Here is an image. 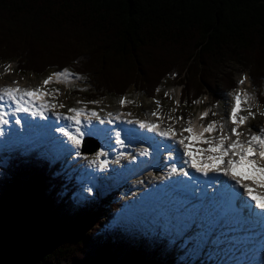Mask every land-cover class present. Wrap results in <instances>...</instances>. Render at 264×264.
I'll return each instance as SVG.
<instances>
[{
  "label": "trees",
  "instance_id": "1",
  "mask_svg": "<svg viewBox=\"0 0 264 264\" xmlns=\"http://www.w3.org/2000/svg\"><path fill=\"white\" fill-rule=\"evenodd\" d=\"M0 62L35 75L69 69L93 98L123 97L133 87L153 99L170 80L189 106L206 89L236 90L233 65L258 93L264 0H0ZM28 166L27 179L4 169L0 264H156L152 240L134 235L129 245L108 227V210L118 207L112 198L78 205L67 183ZM126 247L133 256L122 261L117 253Z\"/></svg>",
  "mask_w": 264,
  "mask_h": 264
},
{
  "label": "rangeland",
  "instance_id": "2",
  "mask_svg": "<svg viewBox=\"0 0 264 264\" xmlns=\"http://www.w3.org/2000/svg\"><path fill=\"white\" fill-rule=\"evenodd\" d=\"M65 70L71 73L69 69ZM65 70L58 73H62ZM227 71L233 73V80L238 86L236 87V90L229 89L224 92L219 90L220 95H218L206 89L205 94L198 96L199 98L190 106L185 105L179 98L181 87L172 84L170 80L162 82L155 98L153 99L144 97L140 91L134 89L133 87H130L125 92V96L122 99H120V97L111 96L93 98V96L97 95L91 91V87L84 78L75 77L72 73L67 77L60 76L59 80L56 75L58 73L49 72L44 75L20 73L17 70L16 62H0V89L6 87H20L21 89L35 90L39 88L47 93L44 97V102L56 106L54 108L44 110L45 113H48L49 110H51L50 113H52L53 116L60 113L62 116L66 117L73 115L69 109L75 108L83 110L84 115L81 117L93 120V123L96 124L97 127L100 126L107 128L106 123L114 119L121 124L119 126L127 123L129 127L131 126L135 129V131L140 132L138 130L141 127L137 121L148 124H155L156 122L157 125H159L158 131L149 132H151V135H155V137L160 141L162 140V136L159 135V131L167 130L169 127L173 128V130L178 134L177 136H180V133L183 135L186 133L183 132V129L189 126V122H191V126H193L196 120H201L204 127H207L209 124L215 122L216 130L213 135L209 136V139L218 141L222 136L229 137V139L225 141V147H227L229 143L237 139V137L231 133V129L237 127L231 123V108L234 106V95L237 93L241 94L242 98L244 93H247L248 96L252 98L248 103L242 104V108L245 109V111L241 112L240 115H248L247 109L249 108L256 113L254 119L250 117L243 125L239 126L244 127L238 131L242 134L239 137L241 142H247L251 135L258 134L261 129H264V106H261L259 103L260 98L264 101V80L261 85L260 92L257 93V90L252 87L247 71H242L240 67L233 65L230 66ZM49 77H51V83L44 85L43 81ZM241 80H244L243 84L240 83ZM214 96H219V99L216 100L217 103H215L213 99ZM121 100H124L125 103L121 104ZM157 101L159 102V109L157 107ZM60 105H63V107H60ZM39 106L40 103L38 104V108H40ZM160 110L165 113V121H162L163 117H160L159 121L156 119L158 117H153V113H158ZM93 111L98 114L100 119L91 117L90 114ZM29 112L30 111L26 112L25 116L27 115L28 117V115L31 114V112ZM203 112L207 113L205 118H202L200 115ZM100 120H103L104 123H101ZM129 121H131V123ZM144 130L148 129L146 128ZM141 134L145 133L141 132ZM51 136L54 139L55 135L53 136L51 134ZM111 136L112 135L110 133L107 134L108 138H112ZM88 139L96 142L99 145V150L94 154H86L87 158L85 159L87 161L82 162L81 160L85 159L81 158V154L78 153L79 150L76 149V146L68 141H66L69 145L67 149V152L69 153L67 154L63 153V147L61 148L57 145L60 143L57 140L46 146L45 149L47 151H43V148L40 146L34 148L32 147L33 144H30V146L23 145V147H18L19 145L13 146L10 144L0 145V183H3L7 178L4 169L10 171L15 169L20 173V177L22 179H27L31 174L34 175L32 167L27 165L37 164L39 166H43V172H41V176L43 178H59L61 182L64 181V184L67 183L69 185L68 191L74 198L76 204H84L89 201L90 203L98 204L100 201H107L106 197L108 196V193L110 192L112 195V192L118 186L107 192L106 189L102 188L104 181L95 176L88 179V173L97 165L100 168L101 163L105 160V167L101 168V170L98 168L100 170L99 175H101L100 177L102 178L104 176L103 174H109V166H113V164L108 161L110 159L107 155H99L102 150V145H100V143L94 138ZM111 141L113 140L111 139ZM89 145V147H92L93 143H89ZM73 146L74 148H72ZM82 146L83 141L80 145V152L83 153ZM52 150H56L60 152L62 156L66 157L64 159L59 156L56 158L55 152H52ZM109 150H111V148L107 146L105 151ZM52 153L53 155H51ZM134 156L136 158L139 157L137 154H132L131 158L135 159L133 158ZM66 159L68 160L66 161ZM55 164H57L56 167ZM155 177L157 178V176ZM155 177L153 174H150L147 175L146 178H149L148 180L150 181L153 178L155 179ZM114 178V176L107 175L105 184L107 186L112 185ZM127 182H132L135 185L141 186L138 178L128 179ZM131 194L132 193H130V195ZM124 197L125 193L122 192L116 199L115 203L119 205L121 199L124 200ZM116 210L117 208L108 210V227L120 229V234L128 240L130 243L129 245H132L131 241L133 236L139 235V233L142 232V235L145 236V238L147 237L153 241L152 246L150 244L148 245V253L150 255H154L155 260H157L156 264H188L190 262H194L191 260V256L190 260H188L187 258L181 257V254L177 255V252L180 250H177L178 247L176 243H173L176 247H171L172 240L168 237V235L166 236V234H164V231L156 233L155 230L152 229L155 225L154 223L146 225V221H142L141 218L136 217H133V221H127L124 219L125 215H122L125 212L120 209L119 213H116ZM145 212L149 213V211ZM132 248L126 247L121 253H117V256L122 261L129 260L133 256ZM151 258L152 257L149 259Z\"/></svg>",
  "mask_w": 264,
  "mask_h": 264
},
{
  "label": "bare ground",
  "instance_id": "3",
  "mask_svg": "<svg viewBox=\"0 0 264 264\" xmlns=\"http://www.w3.org/2000/svg\"><path fill=\"white\" fill-rule=\"evenodd\" d=\"M40 102H41L40 100L38 101L36 100L33 105H29V109H30L29 111L31 112V114H29L28 117L27 115L25 116L26 112H16L15 111L16 106L14 102L7 101V100H3L2 102H0V111H4L5 113H7L6 119L9 121V123L6 125H0V145L10 144L13 146L19 145L18 147H21V146L23 147V145L30 146V144L31 145L33 144L32 147L35 148V147L40 146L41 148H43L42 149L43 151H47L45 149L46 146H48L50 143H54L53 141L57 140L60 142L57 145L61 148L63 147L64 148L63 153L67 154L69 153L67 152L69 145L67 144L66 141H68L69 143L70 142L72 143V141L68 139V136L64 134L65 132H68L70 135L76 136L78 139L81 138V134H82L81 142L87 138L96 139L100 143V145H102V150L100 152L106 153L107 157L110 159L108 160L107 158V160L110 163L112 162V160H119L120 157L127 156L128 154H131V155L137 154V156H139L138 158H136L135 156L133 157L135 159L130 158V162L128 166H126V173L127 174L132 173L131 178H138V181L142 187L143 186L149 187L151 184L154 183V180H153L154 178L150 181L146 179L147 175L153 174L154 176H157V174L162 175V174H166L165 172H168L167 181L161 183L157 188H155L154 190L148 193H145L144 196L140 197L139 205H142V206H146L145 202L154 204V199H157V198H161V199L168 198L169 196L167 195V192L166 194H164V196H162V193L165 192L169 188V186H171L172 182H175L172 180L178 177L179 175L183 174L184 172L192 173L195 171L189 166L188 163H186L188 158L183 155L184 153L183 146L175 142L176 140L182 138L180 136H176L174 139L162 137V140L160 141L155 137V135L154 136L151 135V132H149V130H144L146 128H140L138 130L140 132H137L131 126L130 128L127 125V123L123 124L122 126H119L121 124L118 123L114 119L106 123L107 128H103L100 126L97 127V125L93 123V120L86 119V117H80V120H81L80 125H76L75 122L64 119L63 117L65 116H62L61 114L60 116H56L51 121H49L46 118L47 113L44 112L43 116L39 115L40 108H38V104ZM34 112L37 114L33 115ZM205 113L206 112H203L200 114L202 118L206 117L204 115ZM57 117H60V118L58 119ZM16 120L20 121L23 134L15 131L14 123H16ZM192 127L198 131L202 129L204 126L202 125L201 120H196ZM77 128H79V132H77ZM54 132H55V135L56 134L58 135L55 136L53 139L51 134ZM116 132H120V138L124 142L123 147H121L119 144L116 143V137H115ZM141 132L145 134H141ZM214 132L215 131L210 132L212 134L205 133L204 134L205 138L209 139V136L213 135ZM109 133L112 135L111 136L112 138L107 137V134ZM188 135L189 133L186 132L183 136H188ZM46 139H48L49 142L45 145H40ZM111 139L113 141H111ZM26 146L25 148L27 149ZM107 146H109L111 150L105 151ZM196 147L207 148L208 145L201 144V145H196ZM54 148H58V147H54ZM72 148H74V146ZM76 149L79 150L78 153L81 154V158L83 159L87 158L86 154L80 152V146L79 147L76 146ZM55 151L52 150V152H55ZM145 151H147V155L143 154ZM161 158H163L164 161H161ZM67 160L68 159H66V161ZM82 161H87V160L86 159L81 160V162ZM163 162L165 164V167H163ZM104 167L99 168L98 165L95 168L92 167L93 169L90 170L88 173L89 175L88 179H90L92 176H95L99 179H102V181H104L103 186H107L105 184L106 183L105 179H106V176L109 174H103L104 176L102 178L100 177L101 175H99L101 168H104ZM173 168H175L177 171L173 172L172 171ZM125 179L127 180V178ZM249 182L250 183H247V184H249L253 188H256V186L252 184L251 181ZM124 186L133 187V183L126 181V184ZM256 191L262 192L264 191V189H256ZM246 199L249 200L248 196H246ZM156 207H158L159 209H163L161 205H156ZM140 208L141 207H139L137 204H135V207L127 208L126 210L127 213H124L125 217L129 213H132V215H130V217L132 218L133 217L141 218V214L142 216L148 217V215L144 213L145 209L140 213V215L136 214ZM226 236H229V233L227 232L223 233L222 237H226ZM241 236L245 237V232H241ZM168 237L171 240L173 239L170 236ZM212 243H216L215 248L217 250L225 248L223 244H221L219 241L215 239L211 240V244ZM171 247H176V245L171 244ZM180 247H183V246L180 245ZM189 247L191 248L187 256H191V258H193L195 254L200 252L198 250L201 248L199 245L186 246L185 248H189ZM185 248L183 247V249L187 251V249Z\"/></svg>",
  "mask_w": 264,
  "mask_h": 264
},
{
  "label": "snow or ice",
  "instance_id": "4",
  "mask_svg": "<svg viewBox=\"0 0 264 264\" xmlns=\"http://www.w3.org/2000/svg\"><path fill=\"white\" fill-rule=\"evenodd\" d=\"M57 79L59 80L60 76H69L67 70L62 73H58ZM51 83V77L43 81L44 85ZM241 84L244 83V80L240 81ZM47 95L46 92L37 88L35 90L21 89L20 87H6L0 89V101L7 100L14 102L16 104V112H28L29 105H33L36 100H40V111L39 115L43 116L44 110L56 107L55 105H50L44 102V97ZM252 99L248 96L247 93L242 95L237 93L234 95V106L231 108V123L237 125H243L250 117L255 118L256 113H254L251 108L247 109L248 115H240L241 112L245 111L242 108V104H246ZM125 103L124 100H121V104ZM63 107V105H60ZM157 107L159 109V102L157 101ZM73 115L63 117L69 121H74L76 125H80V117L84 115L83 110L79 109H69ZM37 113H33L36 115ZM157 113L154 112L153 115ZM7 113L0 111V125H6L9 121L6 119ZM91 117L100 119L98 114L93 111L91 112ZM205 116L207 113L204 114ZM58 119L60 117H57ZM101 123H104L103 120H100ZM131 123V121H129ZM16 123L19 124L20 121L16 120ZM141 128H147L151 132H157L159 125L157 124H148L144 122H139ZM216 130L215 122L209 124L207 127H203L200 130H195L189 122V126L183 129V132L189 133L188 136H183L182 133L179 135L182 137L175 142L182 145L184 149L183 155L188 159L186 163L194 169L197 173H202L204 176H208L209 173H221L224 176H229L235 184L232 185L234 188H242L247 193V196L250 201L254 202V209H259L260 213H264V191L257 192L256 189H264V129H261L258 134H253L247 140V142H241L239 139L241 133L237 132L236 128L231 129V133L237 137L236 140L232 141L225 147V141L229 137L222 136L218 141L211 139H206L204 134L210 133ZM79 132V128H77ZM68 136V139L72 141L77 147L80 146L81 138L78 139L76 136L70 135L68 132L64 133ZM159 135L165 138L174 139L178 134L169 127L167 130L159 131ZM116 143L121 147L124 146V142L120 138V132L115 133ZM187 141V143H186ZM208 145L207 148L196 147V145ZM147 155V151L143 153ZM100 156L106 155V153L101 152ZM231 158L227 159L225 162V157ZM99 158V157H98ZM106 161L101 163L100 167H104ZM223 166V167H222ZM173 172L177 170L172 169ZM185 176L189 175L187 172L183 173ZM245 181H251L252 184L256 186V189L251 187Z\"/></svg>",
  "mask_w": 264,
  "mask_h": 264
},
{
  "label": "water",
  "instance_id": "5",
  "mask_svg": "<svg viewBox=\"0 0 264 264\" xmlns=\"http://www.w3.org/2000/svg\"><path fill=\"white\" fill-rule=\"evenodd\" d=\"M87 142H89V140H86V141H85L86 144H87ZM86 144H85V145H86ZM91 149H92V148H90V150L87 149V148H85L84 151H85L86 153H89V154L94 153V152L98 149V146L95 145L94 148H93L92 150H91ZM87 151H88V152H87Z\"/></svg>",
  "mask_w": 264,
  "mask_h": 264
}]
</instances>
